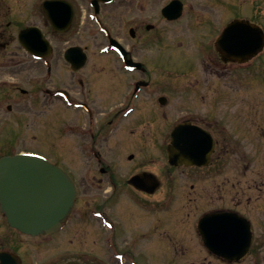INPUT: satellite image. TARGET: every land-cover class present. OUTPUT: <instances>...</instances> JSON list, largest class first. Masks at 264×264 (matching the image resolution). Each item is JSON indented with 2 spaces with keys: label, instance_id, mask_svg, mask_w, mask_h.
<instances>
[{
  "label": "flooded vegetation",
  "instance_id": "af4514ba",
  "mask_svg": "<svg viewBox=\"0 0 264 264\" xmlns=\"http://www.w3.org/2000/svg\"><path fill=\"white\" fill-rule=\"evenodd\" d=\"M236 20L264 34V0H0V160L42 157L75 189L62 227L44 237L136 264L127 249L207 251L200 219L227 214L249 248L221 261L264 264V46L246 62L223 61L215 44ZM111 40L141 68L126 69ZM183 45L195 66L166 71ZM102 57L121 71H85L109 65ZM5 226L0 209V252L16 254Z\"/></svg>",
  "mask_w": 264,
  "mask_h": 264
},
{
  "label": "water",
  "instance_id": "95a60500",
  "mask_svg": "<svg viewBox=\"0 0 264 264\" xmlns=\"http://www.w3.org/2000/svg\"><path fill=\"white\" fill-rule=\"evenodd\" d=\"M111 42L130 64L122 48ZM263 45L264 35L259 27L234 21L217 40L216 49L223 61L242 63L261 51ZM175 141L173 134L172 143ZM168 154L169 162L175 164L176 156L172 150H168ZM186 156L193 158L192 154ZM74 196L71 181L51 163L26 155L0 160V209L11 228L32 237L55 232L68 216ZM232 219L235 222V218ZM232 219L228 215L207 216L200 221L199 230L206 247L214 255L239 260L247 252L249 235L245 234L244 242L239 240L241 235L232 225ZM0 264L19 263L13 256L0 253Z\"/></svg>",
  "mask_w": 264,
  "mask_h": 264
},
{
  "label": "rangeland",
  "instance_id": "374dc122",
  "mask_svg": "<svg viewBox=\"0 0 264 264\" xmlns=\"http://www.w3.org/2000/svg\"><path fill=\"white\" fill-rule=\"evenodd\" d=\"M179 49L180 50H178V48L174 49L173 54L165 57L166 71L192 69L193 66H195L194 59L197 55L196 51L191 52V48L188 45H183ZM260 57L264 58V53ZM102 58L110 62L109 65H105L101 60H97L95 61V66L91 61L85 71H100L102 68L105 69V71H109L110 67L117 68L116 71H121L118 63L111 61V58ZM259 67L260 71H264L261 63ZM55 110L58 111L56 114L59 115V109H54V112ZM54 134L57 136L54 148H58L61 144V137L57 132ZM21 148L23 147L21 146ZM34 151L43 153L46 158L50 159L54 163H60V157L58 156L51 155L47 151H41L38 149ZM4 241L6 243L7 250L14 251L20 256H25L26 259L29 258L31 260H35L37 264H61L63 261L70 259L93 260L99 261L100 264H107V261L112 259L113 254L105 248L99 247L98 249L95 248L91 251L86 249L87 251L81 252L73 247H69L68 245L62 246V244H60L61 241H64L63 244H66V240H63V234L56 235L54 239L44 236L32 239L11 231L7 226L4 231ZM77 252L79 254H77ZM127 252L134 258L136 264H187V262L191 261L195 264H224L220 259L211 256L206 251L200 250H195L193 252H157L127 249ZM243 264L248 263L244 262Z\"/></svg>",
  "mask_w": 264,
  "mask_h": 264
}]
</instances>
